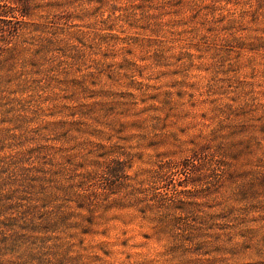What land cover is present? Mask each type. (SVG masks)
Returning <instances> with one entry per match:
<instances>
[{
	"label": "rangeland",
	"instance_id": "rangeland-1",
	"mask_svg": "<svg viewBox=\"0 0 264 264\" xmlns=\"http://www.w3.org/2000/svg\"><path fill=\"white\" fill-rule=\"evenodd\" d=\"M60 1L0 23V264H264V0Z\"/></svg>",
	"mask_w": 264,
	"mask_h": 264
},
{
	"label": "trees",
	"instance_id": "trees-1",
	"mask_svg": "<svg viewBox=\"0 0 264 264\" xmlns=\"http://www.w3.org/2000/svg\"><path fill=\"white\" fill-rule=\"evenodd\" d=\"M61 4L58 6H70V0H62ZM55 2L52 0H0V23L11 24L14 19H29L35 8L38 9H54ZM19 14V15H18ZM17 30H7L0 28V34H6L8 41L10 42L14 37H16ZM8 86L7 81L4 78H0V93L3 91L1 85ZM4 87V88H5Z\"/></svg>",
	"mask_w": 264,
	"mask_h": 264
}]
</instances>
